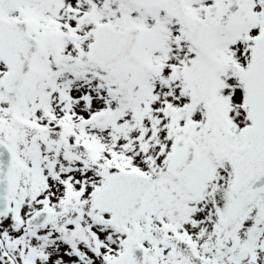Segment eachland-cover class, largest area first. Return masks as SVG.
<instances>
[{"label":"snow or ice","instance_id":"snow-or-ice-1","mask_svg":"<svg viewBox=\"0 0 264 264\" xmlns=\"http://www.w3.org/2000/svg\"><path fill=\"white\" fill-rule=\"evenodd\" d=\"M0 264H264V0H0Z\"/></svg>","mask_w":264,"mask_h":264}]
</instances>
